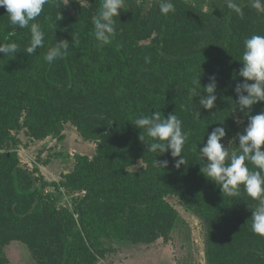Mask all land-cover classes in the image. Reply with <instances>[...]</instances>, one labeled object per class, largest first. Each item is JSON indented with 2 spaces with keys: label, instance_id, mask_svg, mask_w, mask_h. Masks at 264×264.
I'll return each mask as SVG.
<instances>
[{
  "label": "trees",
  "instance_id": "16d2710c",
  "mask_svg": "<svg viewBox=\"0 0 264 264\" xmlns=\"http://www.w3.org/2000/svg\"><path fill=\"white\" fill-rule=\"evenodd\" d=\"M171 2L175 12L165 16L159 0H151L147 12L143 0H124L115 37L97 47L91 17L100 0H53L35 21L45 31V47L12 59L0 53V264H11L5 247L13 241L23 242L36 264H107L121 246L167 242L179 216L168 194L203 224L207 264H264V237L251 230L258 201L243 187L239 197H223L201 174L198 150L209 124L210 132L225 119L227 146L247 123L246 117L235 120L240 113L233 112V89L244 79L238 76L243 40L264 35V13L251 0H234L243 18L226 0H209L207 10L197 2ZM12 27L0 7V40L15 31L11 41L23 51L30 32ZM72 35L79 43L64 59L44 61L55 39L71 42ZM213 73L218 99L205 110L199 96L189 99V89L196 87L193 78L203 85ZM260 109L254 105L253 114ZM154 111L165 117L174 112L183 121L187 167L175 169L169 153L157 157L139 140L129 120ZM68 122L97 142L93 157L75 154L74 169L54 183L85 192L74 211L57 205L38 169L21 164V140L13 133L23 126L33 139L61 136ZM156 158L169 160L168 167L155 165ZM138 160L145 167L131 170Z\"/></svg>",
  "mask_w": 264,
  "mask_h": 264
},
{
  "label": "clouds",
  "instance_id": "9594fccd",
  "mask_svg": "<svg viewBox=\"0 0 264 264\" xmlns=\"http://www.w3.org/2000/svg\"><path fill=\"white\" fill-rule=\"evenodd\" d=\"M78 2L80 4V0ZM52 4L53 0H0V7L5 8L9 23L14 26L12 29L19 26L30 32L28 43L24 50L20 51V45L11 41L16 32L10 30L7 36L0 40V53L12 59L19 52L30 56L35 54L37 49L45 47V31L41 24L35 21L44 11L45 5ZM158 6L162 15L167 16L175 12V5L171 0H159ZM226 6L243 18V9L234 0H226ZM251 7L258 13H264V0H251ZM124 9V0H100L97 12L91 17L97 47H103L115 37V18L120 17L121 10ZM61 18L59 13L57 21ZM54 28L55 25L51 26V30ZM78 43V38L73 35L71 42L64 38L58 41L55 39V43L47 48L43 59L48 64L57 59H64L70 46ZM145 59L150 62V58ZM239 61L242 66L238 76L244 79L235 83L233 90L236 99L233 102V112L240 113V116L235 117L237 123H242L244 117L247 118V123L242 131L229 138L228 143L236 144L238 140V150L229 152L228 146L222 143L227 136L225 119L218 120L219 126L212 128L210 132L209 124L201 142L202 146L198 148L199 157L204 162L200 172L220 189L223 197H239L243 187L248 197L258 201V206L252 210L251 230L254 234L264 237V35L252 34L244 38ZM192 84L196 87L189 89V99L194 100L199 96L198 104L203 109H214L218 99L216 74L210 75L206 84H201L200 77L193 78ZM257 104H261V109L253 114V106ZM129 121L140 130L139 140L146 144L149 152L157 154V157L169 153L172 166L177 170L181 166H188L189 161L184 155L188 134L183 131V121L174 112L165 117L154 111L151 115L141 114ZM154 163L167 168L169 160L156 158Z\"/></svg>",
  "mask_w": 264,
  "mask_h": 264
},
{
  "label": "rangeland",
  "instance_id": "374dc122",
  "mask_svg": "<svg viewBox=\"0 0 264 264\" xmlns=\"http://www.w3.org/2000/svg\"><path fill=\"white\" fill-rule=\"evenodd\" d=\"M143 1L144 12H147L151 0ZM187 1L197 2L205 10L208 9L209 0ZM13 133L21 140L16 146L21 164L29 169H38L37 174L49 182L45 191L57 197L59 207L74 211L85 192L71 191L62 186L57 188L54 183H59L62 174L74 169L75 154L93 157L97 142L85 140L70 122L65 123L61 136L51 135L43 139H33L23 126ZM236 144L234 142L227 144L229 152L238 150V140ZM144 167L145 164L138 160L131 170H140ZM165 198L179 213L169 241L160 239L151 244L119 246L118 251L108 256L107 264H207L206 230L203 224L182 205L178 196L168 194ZM5 253L11 264H36L29 248L23 242H11L5 247Z\"/></svg>",
  "mask_w": 264,
  "mask_h": 264
}]
</instances>
